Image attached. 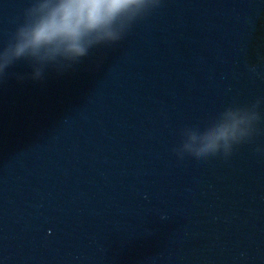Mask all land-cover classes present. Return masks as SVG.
Instances as JSON below:
<instances>
[{"label": "water", "instance_id": "water-1", "mask_svg": "<svg viewBox=\"0 0 264 264\" xmlns=\"http://www.w3.org/2000/svg\"><path fill=\"white\" fill-rule=\"evenodd\" d=\"M33 3L0 0V51ZM125 33L0 77V264H264V103L231 154L183 148L264 101V0H146Z\"/></svg>", "mask_w": 264, "mask_h": 264}, {"label": "clouds", "instance_id": "clouds-1", "mask_svg": "<svg viewBox=\"0 0 264 264\" xmlns=\"http://www.w3.org/2000/svg\"><path fill=\"white\" fill-rule=\"evenodd\" d=\"M146 0H34L24 21L0 51V77L17 61L35 63V79L41 68L57 58L78 61L101 42L120 41L130 23L141 13ZM264 101L246 107L229 106L213 117L199 135L183 144L186 153L208 158L231 154L235 145L249 140L261 119L257 110ZM183 155H181L182 157Z\"/></svg>", "mask_w": 264, "mask_h": 264}]
</instances>
